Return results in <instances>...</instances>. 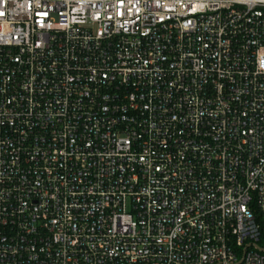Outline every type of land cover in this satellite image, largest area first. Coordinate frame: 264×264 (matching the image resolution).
Returning a JSON list of instances; mask_svg holds the SVG:
<instances>
[{
	"label": "built area",
	"instance_id": "1",
	"mask_svg": "<svg viewBox=\"0 0 264 264\" xmlns=\"http://www.w3.org/2000/svg\"><path fill=\"white\" fill-rule=\"evenodd\" d=\"M0 13V264H264V0Z\"/></svg>",
	"mask_w": 264,
	"mask_h": 264
},
{
	"label": "snow or ice",
	"instance_id": "2",
	"mask_svg": "<svg viewBox=\"0 0 264 264\" xmlns=\"http://www.w3.org/2000/svg\"><path fill=\"white\" fill-rule=\"evenodd\" d=\"M0 15H2V13H0Z\"/></svg>",
	"mask_w": 264,
	"mask_h": 264
}]
</instances>
